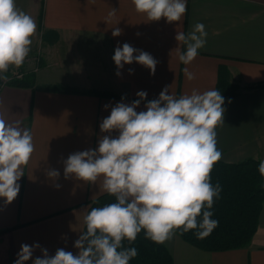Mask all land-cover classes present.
Returning a JSON list of instances; mask_svg holds the SVG:
<instances>
[{"label":"crops","instance_id":"1","mask_svg":"<svg viewBox=\"0 0 264 264\" xmlns=\"http://www.w3.org/2000/svg\"><path fill=\"white\" fill-rule=\"evenodd\" d=\"M15 2L35 20L33 43L42 44L44 55L33 70L35 85L0 82V118L20 122L31 131L35 144L25 175L18 181V196L8 205L0 198V264H14L21 244L39 243L49 255L59 248L78 254L74 242L85 229L84 215L105 192L98 184L65 179L63 161L70 154L97 148L105 135L100 124L111 108L120 102L131 104L139 91L147 97L137 112L146 111L145 103L158 99L166 86L177 96L193 89H217L224 72L239 93L225 98L224 124L216 129L220 161L264 160V87H252L264 84V0H187L182 24L165 18L145 22L132 0ZM113 10L115 15L106 22ZM196 23L205 25L206 44L185 66L170 52L178 47L177 31L187 33ZM113 26L122 30L120 36L113 37ZM124 43L158 61L154 75L135 62L116 75L112 57ZM184 67L195 73L194 80H187ZM48 170H58L59 179L49 178ZM164 244L174 264H264V204L257 230L245 247L208 251L176 232ZM41 255L36 249L32 259Z\"/></svg>","mask_w":264,"mask_h":264},{"label":"clouds","instance_id":"2","mask_svg":"<svg viewBox=\"0 0 264 264\" xmlns=\"http://www.w3.org/2000/svg\"><path fill=\"white\" fill-rule=\"evenodd\" d=\"M132 3L136 12L146 17L145 22L165 18L168 23L182 24L187 7V0ZM114 15L115 10L106 22ZM112 28L113 37L122 34L119 27ZM36 30L33 17L19 9L15 0H0V81L8 80L10 66L20 68L25 63ZM206 37L202 23H196L187 33L178 30V47L170 56L190 65L205 46ZM112 59L117 76L133 62L154 75L158 64L151 54L128 43L118 45ZM128 71L133 73L132 69ZM183 72L189 81L196 78L188 67ZM170 87L166 86L158 99L147 101L146 111H136L146 100L144 91L137 92L138 99L131 104L117 103L100 124L105 135L99 138L98 147L70 154L63 161L65 179L98 184L100 191L115 197V202L92 207L84 215L86 230L74 242L78 254L59 248L55 255H49L39 243L21 244L14 264H26L30 259L32 264H129L138 250L125 247L123 241L132 244L142 230L146 239L163 244L178 229L184 233L199 229L195 235L202 240L218 227L211 209L222 187L218 182L213 186L210 174L222 158L216 129L224 124L225 98L214 88L204 92L193 89L190 94L177 96ZM113 132L118 135L113 136ZM34 151L29 129L18 121L11 124L0 118V198L5 205L18 196V181L25 175L24 166ZM258 171L264 179V160ZM47 176L57 180L60 173L48 170ZM198 216H202L199 223ZM36 249L42 255L32 259Z\"/></svg>","mask_w":264,"mask_h":264},{"label":"trees","instance_id":"3","mask_svg":"<svg viewBox=\"0 0 264 264\" xmlns=\"http://www.w3.org/2000/svg\"><path fill=\"white\" fill-rule=\"evenodd\" d=\"M7 76V83L15 86L35 85L33 74L23 75L19 78L8 71ZM255 86L264 87V84L252 87ZM40 88L67 90L62 86H40ZM217 90L224 98L239 93L237 85L231 83L222 71ZM259 163L260 161L254 159H247L239 163H226L220 160L216 162L210 174L211 183L215 186L218 182L222 191L218 198H214L211 211L213 212L212 219L219 221L218 227L202 240L195 235L199 229H193L187 233L178 229L175 232L185 241L208 251H223L247 246L257 230L264 204V188L261 187L264 179L258 171ZM112 202H115V197L105 193L91 202L90 209ZM201 220L202 216H198V223ZM123 243L125 247H135L138 250L137 257L130 260L129 264H174L168 247L164 243L156 244L150 239H146L144 230L137 235V239L132 244H129L127 240Z\"/></svg>","mask_w":264,"mask_h":264},{"label":"rangeland","instance_id":"4","mask_svg":"<svg viewBox=\"0 0 264 264\" xmlns=\"http://www.w3.org/2000/svg\"><path fill=\"white\" fill-rule=\"evenodd\" d=\"M43 55L44 49L42 44L35 42L31 45V51L29 53V56L26 58L25 63L20 68L10 66L9 71L10 69H12V71H21L23 75H34L35 72L33 70H37V68H39L38 66H40L42 63Z\"/></svg>","mask_w":264,"mask_h":264},{"label":"built area","instance_id":"5","mask_svg":"<svg viewBox=\"0 0 264 264\" xmlns=\"http://www.w3.org/2000/svg\"><path fill=\"white\" fill-rule=\"evenodd\" d=\"M10 72L12 73V75L16 76V77H22L23 73L21 71H12V69H10Z\"/></svg>","mask_w":264,"mask_h":264}]
</instances>
